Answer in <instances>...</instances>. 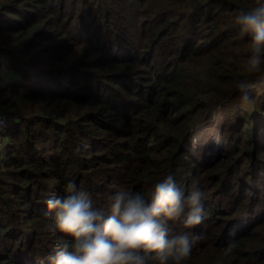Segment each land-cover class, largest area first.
Masks as SVG:
<instances>
[{
	"label": "trees",
	"instance_id": "16d2710c",
	"mask_svg": "<svg viewBox=\"0 0 264 264\" xmlns=\"http://www.w3.org/2000/svg\"><path fill=\"white\" fill-rule=\"evenodd\" d=\"M251 3L0 0V76L24 91L0 87V264H47L70 239L44 204L69 180L102 203L168 174L203 191L184 264H264V89L213 121L238 102L233 12Z\"/></svg>",
	"mask_w": 264,
	"mask_h": 264
},
{
	"label": "clouds",
	"instance_id": "9594fccd",
	"mask_svg": "<svg viewBox=\"0 0 264 264\" xmlns=\"http://www.w3.org/2000/svg\"><path fill=\"white\" fill-rule=\"evenodd\" d=\"M233 23L247 45L241 78L233 88L237 107L244 108L264 89V78L258 75L264 72V0L236 8ZM3 147L0 144V159ZM64 191L63 196L44 200L53 210L47 231L70 238L61 240L47 264H184L198 239L187 229L204 219L201 188L193 184L185 190L171 174L143 191L120 187L102 203L71 180ZM170 222H179L182 230L170 235ZM235 248L230 241L224 255Z\"/></svg>",
	"mask_w": 264,
	"mask_h": 264
},
{
	"label": "rangeland",
	"instance_id": "374dc122",
	"mask_svg": "<svg viewBox=\"0 0 264 264\" xmlns=\"http://www.w3.org/2000/svg\"><path fill=\"white\" fill-rule=\"evenodd\" d=\"M7 65L4 64V62H2L1 65V76L0 78L2 79V81L0 82V87H7L9 89V91L6 93L8 96H10L13 100H15L17 98V96L20 94V92H24L23 89H20L18 93H16L13 88L9 85L10 80L13 78L10 70H8ZM53 86V85H52ZM50 86V87H52ZM239 107H237V105H233V104H228L225 105L224 107V113H222L221 111H216L215 112V117H214V122H218V120L223 117L226 114H230L234 111H236ZM212 133V132H211ZM0 134H4L3 132H0ZM193 141H195L194 143L197 144V138L195 137L193 139ZM213 143L215 144V141H213ZM1 144V143H0ZM2 162H0L1 164Z\"/></svg>",
	"mask_w": 264,
	"mask_h": 264
},
{
	"label": "built area",
	"instance_id": "2783aa9c",
	"mask_svg": "<svg viewBox=\"0 0 264 264\" xmlns=\"http://www.w3.org/2000/svg\"><path fill=\"white\" fill-rule=\"evenodd\" d=\"M3 121H4L3 119H0V124H2V123H3Z\"/></svg>",
	"mask_w": 264,
	"mask_h": 264
}]
</instances>
